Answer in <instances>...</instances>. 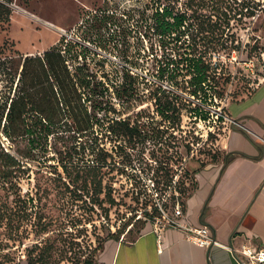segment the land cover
Instances as JSON below:
<instances>
[{"label": "rangeland", "instance_id": "obj_1", "mask_svg": "<svg viewBox=\"0 0 264 264\" xmlns=\"http://www.w3.org/2000/svg\"><path fill=\"white\" fill-rule=\"evenodd\" d=\"M7 1L9 16L0 12V58L18 60L52 47L69 48L68 65L75 67L85 58L101 82L91 138L103 159L87 150L80 157L78 144L54 147L51 141L27 163L19 190L0 189V264H101L106 241L130 242L152 226L155 208L164 202L156 197L158 190L166 189L169 209L172 198L180 195L184 201L195 189L197 171L220 161L216 142L237 126L227 108L264 82V0H173L174 13L191 15V27L185 21L177 40L179 51L208 62L211 79L199 96L181 95L184 106H198L195 116L182 109L167 121L151 102L137 99L139 91L146 93L157 82L155 59L161 56L157 41L141 37L136 22L150 0ZM102 11L114 18L109 25ZM223 72L229 81L219 96L216 78ZM7 86L0 69V94ZM126 117L137 124L132 138L107 127L110 119ZM55 149L78 152L65 161L70 178L62 173ZM88 166L100 168L95 179L82 176L92 180L90 186L72 185L75 171Z\"/></svg>", "mask_w": 264, "mask_h": 264}, {"label": "trees", "instance_id": "obj_2", "mask_svg": "<svg viewBox=\"0 0 264 264\" xmlns=\"http://www.w3.org/2000/svg\"><path fill=\"white\" fill-rule=\"evenodd\" d=\"M150 1L151 7L145 5L139 11L136 22L141 37L157 41L161 56L155 59L157 82L146 93L139 91L137 99L140 103L151 102L156 113L165 121L170 116L179 117L182 109L195 116L199 111L198 106H184L182 101L185 99L181 95L186 93L190 97H197L203 93L204 84L211 79L208 74L211 68L201 58H188L184 52L179 51L182 43L178 46L177 40L184 33L185 21L188 22L185 27H191V15L186 12L174 13L173 0ZM8 6L7 0H0V12L6 17L10 14ZM102 12L101 19L109 25L114 18L105 14V11ZM71 52L69 48L61 50L52 47L41 54L20 56L18 60L0 58V69L8 85L7 90L0 94V189L4 192L14 193L19 190L20 181L28 174L27 163L38 158L39 153L51 141L54 142V147L60 142H70L72 146L78 144L83 149L80 157L86 156V150L93 153L95 159L102 157L101 151L94 152L95 141L91 138L97 124L98 109L95 103L101 93L98 92L101 82L90 72L85 58L81 64L70 67L67 60L71 59ZM213 73L216 76V71ZM217 76L216 84L221 85V88L216 93L221 96L222 87L228 83L229 76L224 72ZM127 80L128 77L125 76V81ZM164 81L169 86H164ZM219 121H222L221 116ZM107 127L112 133L117 129L118 135L123 138H132L137 131V124L132 123L129 117L110 119ZM230 129L240 131L248 138L243 130L235 126ZM73 151L54 150L59 167L67 178H70V169L65 161L71 160L73 154L78 155L75 149ZM261 155L260 152L252 159L258 160ZM239 156L244 157L235 152L224 154L223 164L226 165ZM99 171V166L77 169V178L71 183L73 185L80 181L79 186L86 190L92 180L82 179V176L88 173L95 179ZM171 182L172 180H168L166 184L164 182L167 189ZM158 191L159 199L165 198L166 189ZM190 194L186 195L184 201L180 199V195L172 198L168 208L177 201L184 210L185 200ZM168 204L169 201H164L163 208L167 209ZM155 210L158 212L157 207Z\"/></svg>", "mask_w": 264, "mask_h": 264}, {"label": "crops", "instance_id": "obj_3", "mask_svg": "<svg viewBox=\"0 0 264 264\" xmlns=\"http://www.w3.org/2000/svg\"><path fill=\"white\" fill-rule=\"evenodd\" d=\"M227 111L235 127L248 138L231 129L219 138L216 148L222 157L195 174L196 186L185 200L184 218L193 226L208 227L224 248L238 249L251 244L264 247V82L249 96L229 105ZM232 152L244 157H236L224 165V154ZM260 152L261 157L253 160ZM224 248L202 249L185 241L176 230L154 231L152 226H147L131 242L106 241L98 261L101 264H229V252Z\"/></svg>", "mask_w": 264, "mask_h": 264}, {"label": "built area", "instance_id": "obj_4", "mask_svg": "<svg viewBox=\"0 0 264 264\" xmlns=\"http://www.w3.org/2000/svg\"><path fill=\"white\" fill-rule=\"evenodd\" d=\"M157 196L159 193L156 194ZM163 200L166 201L165 198ZM156 207L159 214L152 222L154 231L172 229L180 232L185 241L196 247L202 249L224 248L215 240L208 227L193 226L185 221L183 208L179 202L176 201L170 209H165L162 205ZM224 249L236 258L238 264H264V247L251 244L241 245L238 249L228 247Z\"/></svg>", "mask_w": 264, "mask_h": 264}, {"label": "water", "instance_id": "obj_5", "mask_svg": "<svg viewBox=\"0 0 264 264\" xmlns=\"http://www.w3.org/2000/svg\"><path fill=\"white\" fill-rule=\"evenodd\" d=\"M228 255V260H229V264H238L237 260L235 257H233L231 254H227Z\"/></svg>", "mask_w": 264, "mask_h": 264}]
</instances>
